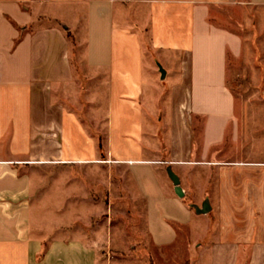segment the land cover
<instances>
[{"label":"crops","instance_id":"obj_1","mask_svg":"<svg viewBox=\"0 0 264 264\" xmlns=\"http://www.w3.org/2000/svg\"><path fill=\"white\" fill-rule=\"evenodd\" d=\"M234 5L264 21V0H0V264H264L242 38L211 21Z\"/></svg>","mask_w":264,"mask_h":264},{"label":"rangeland","instance_id":"obj_2","mask_svg":"<svg viewBox=\"0 0 264 264\" xmlns=\"http://www.w3.org/2000/svg\"><path fill=\"white\" fill-rule=\"evenodd\" d=\"M211 21L232 30L242 38L241 52L237 55L228 54L227 84L236 98L237 116L242 124V132L244 134L252 132L255 136L254 141L264 139V21L262 13L251 11L243 5L216 6L212 8ZM261 142L258 143H264ZM253 143V141L246 144L241 142L238 145L251 148ZM55 185L62 184L58 182ZM94 197L96 198L95 195ZM112 208L114 225L118 223L117 217L120 213H134L132 207L124 203L115 202ZM109 212L111 213V206ZM125 224L131 226L134 223L126 222ZM104 256L114 258L118 254L115 251H109V253L105 252ZM145 264H149V261Z\"/></svg>","mask_w":264,"mask_h":264},{"label":"water","instance_id":"obj_3","mask_svg":"<svg viewBox=\"0 0 264 264\" xmlns=\"http://www.w3.org/2000/svg\"><path fill=\"white\" fill-rule=\"evenodd\" d=\"M172 175H171V177H172V179H173V181H174V184H175V186H176V192L180 195V196H182L183 195V191H182V188H181V186H180V179L175 175V174H173V173H171ZM200 212H207L208 210H209V207L207 206V205H204V207L203 208H201V209H199V208H197Z\"/></svg>","mask_w":264,"mask_h":264}]
</instances>
